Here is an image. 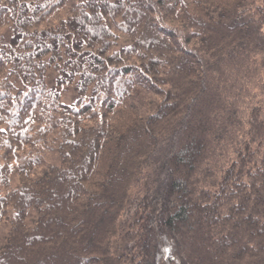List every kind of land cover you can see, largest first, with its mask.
<instances>
[{
    "label": "trees",
    "instance_id": "trees-1",
    "mask_svg": "<svg viewBox=\"0 0 264 264\" xmlns=\"http://www.w3.org/2000/svg\"><path fill=\"white\" fill-rule=\"evenodd\" d=\"M0 264H264V0H0Z\"/></svg>",
    "mask_w": 264,
    "mask_h": 264
},
{
    "label": "rangeland",
    "instance_id": "rangeland-1",
    "mask_svg": "<svg viewBox=\"0 0 264 264\" xmlns=\"http://www.w3.org/2000/svg\"><path fill=\"white\" fill-rule=\"evenodd\" d=\"M206 34H208V36H212L213 34H211L210 32L209 33H206ZM125 77H128L127 75H125ZM64 99L66 100V101H72L73 99H74V94L72 93V92H70V91H66V92H64ZM176 139L174 140L175 141V143L174 144H176L177 142H178V138L177 137H175ZM174 139V138H173ZM111 159V158H110ZM140 160V159H139ZM107 161L109 162V160L108 159H106V158H102V159H100V163H99V166L100 167H102V164L103 165H106V163H107ZM128 252H129V254H132V252H133V247H131V245H129V248H128Z\"/></svg>",
    "mask_w": 264,
    "mask_h": 264
}]
</instances>
